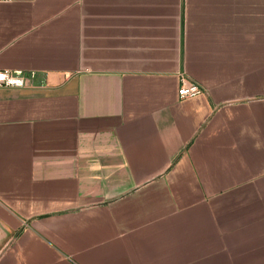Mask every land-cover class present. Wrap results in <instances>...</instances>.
Masks as SVG:
<instances>
[{"label": "crops", "instance_id": "crops-1", "mask_svg": "<svg viewBox=\"0 0 264 264\" xmlns=\"http://www.w3.org/2000/svg\"><path fill=\"white\" fill-rule=\"evenodd\" d=\"M4 69L0 264H264V0L2 1Z\"/></svg>", "mask_w": 264, "mask_h": 264}, {"label": "built area", "instance_id": "built-area-1", "mask_svg": "<svg viewBox=\"0 0 264 264\" xmlns=\"http://www.w3.org/2000/svg\"><path fill=\"white\" fill-rule=\"evenodd\" d=\"M2 1L6 2L10 0H0V2ZM21 75L22 73L20 71H13L10 69L0 70V88L24 85V79ZM178 92L179 97L184 99L204 93V88L197 82L183 76Z\"/></svg>", "mask_w": 264, "mask_h": 264}, {"label": "rangeland", "instance_id": "rangeland-1", "mask_svg": "<svg viewBox=\"0 0 264 264\" xmlns=\"http://www.w3.org/2000/svg\"><path fill=\"white\" fill-rule=\"evenodd\" d=\"M25 76H26V75H25ZM27 76H28V75H27ZM34 76H35V75H33V74L31 75V74H30V77H31V78H33Z\"/></svg>", "mask_w": 264, "mask_h": 264}]
</instances>
